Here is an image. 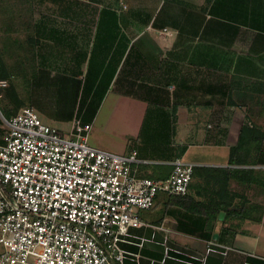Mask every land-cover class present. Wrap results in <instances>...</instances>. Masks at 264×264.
Returning <instances> with one entry per match:
<instances>
[{
    "label": "crops",
    "instance_id": "0c3cea01",
    "mask_svg": "<svg viewBox=\"0 0 264 264\" xmlns=\"http://www.w3.org/2000/svg\"><path fill=\"white\" fill-rule=\"evenodd\" d=\"M58 1L55 35L35 44L23 91L8 84L2 118L30 106L67 134L75 119L93 128L105 95L126 113L136 101L126 144L93 146L92 128L88 144L135 149L148 161L144 178L166 179L175 159L196 169L186 200L159 194L140 213L143 225L120 244L124 264H264V0ZM242 126L260 135L248 164L229 161ZM242 206L251 208L245 218L226 212Z\"/></svg>",
    "mask_w": 264,
    "mask_h": 264
},
{
    "label": "built area",
    "instance_id": "2783aa9c",
    "mask_svg": "<svg viewBox=\"0 0 264 264\" xmlns=\"http://www.w3.org/2000/svg\"><path fill=\"white\" fill-rule=\"evenodd\" d=\"M2 119L0 264H124L120 244L143 225L140 213L192 181L194 166L180 159L166 179L140 177L146 159L90 146L92 125L78 119L67 134L30 106Z\"/></svg>",
    "mask_w": 264,
    "mask_h": 264
},
{
    "label": "rangeland",
    "instance_id": "374dc122",
    "mask_svg": "<svg viewBox=\"0 0 264 264\" xmlns=\"http://www.w3.org/2000/svg\"><path fill=\"white\" fill-rule=\"evenodd\" d=\"M57 1L0 0V62L4 71L8 73V75H0V80L6 81L7 84L6 87L0 88V138L1 134L5 132L1 114L7 116L4 101L7 91L11 90L8 84L13 81L19 88L18 91H23L21 87L23 71L29 70L33 63L35 44L45 43V40L52 39L55 35V24L60 21L55 15L57 9L60 8V3ZM95 2L103 6L106 5V2L114 3L115 1L96 0ZM112 96L105 95L103 99L105 106L98 114L96 121L93 122L89 140L93 146L96 145L98 138L126 144L131 136L125 130L124 125L129 123L134 126L138 121L136 114L140 106L139 103L133 101L129 107L130 111L126 113L125 102L118 103L116 109H111V104L108 106ZM98 99L97 97L92 98V103ZM92 103L89 105L87 113H91ZM79 110L81 112L82 109L79 107ZM254 170L257 173L258 170ZM257 244L261 247L264 246V239H258Z\"/></svg>",
    "mask_w": 264,
    "mask_h": 264
},
{
    "label": "trees",
    "instance_id": "16d2710c",
    "mask_svg": "<svg viewBox=\"0 0 264 264\" xmlns=\"http://www.w3.org/2000/svg\"><path fill=\"white\" fill-rule=\"evenodd\" d=\"M0 75H8V73H6L4 71V67L2 66L1 62H0ZM6 90H9V89H6ZM8 96H9V94H8ZM259 136H260L259 131H257L256 129H254L252 127L250 128L248 126H242L241 131H240V137H239L238 144L236 147L231 149L229 161L236 163V164H248L250 162H255L257 160L256 156L254 157V159H251V160L246 159L245 157L250 152H253L254 155L258 154V150H259L260 145L258 146V144H256L257 143L256 141L259 139ZM236 155H238V157ZM195 169L196 168L194 167L193 174L195 172ZM244 172H246L244 169H239V170H234L232 173L242 174ZM172 197L178 198L181 201L186 200V198H187L185 196H172ZM220 209L227 210V207L221 206ZM220 209H217V212ZM226 212H230L231 215H234L235 217H238V218H245V216H244L245 213H251V208H249L247 206H242L241 209H239V211H234V210L228 209V211H226ZM255 262H256V264H263V261H255Z\"/></svg>",
    "mask_w": 264,
    "mask_h": 264
},
{
    "label": "water",
    "instance_id": "95a60500",
    "mask_svg": "<svg viewBox=\"0 0 264 264\" xmlns=\"http://www.w3.org/2000/svg\"><path fill=\"white\" fill-rule=\"evenodd\" d=\"M222 213L219 214V216L221 217Z\"/></svg>",
    "mask_w": 264,
    "mask_h": 264
}]
</instances>
